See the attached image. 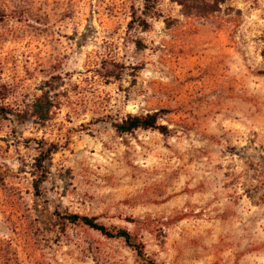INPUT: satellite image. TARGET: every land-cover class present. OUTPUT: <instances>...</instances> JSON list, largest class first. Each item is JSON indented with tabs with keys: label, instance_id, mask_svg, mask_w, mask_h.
<instances>
[{
	"label": "rangeland",
	"instance_id": "1",
	"mask_svg": "<svg viewBox=\"0 0 264 264\" xmlns=\"http://www.w3.org/2000/svg\"><path fill=\"white\" fill-rule=\"evenodd\" d=\"M0 91V264H264V0H0Z\"/></svg>",
	"mask_w": 264,
	"mask_h": 264
},
{
	"label": "trees",
	"instance_id": "2",
	"mask_svg": "<svg viewBox=\"0 0 264 264\" xmlns=\"http://www.w3.org/2000/svg\"><path fill=\"white\" fill-rule=\"evenodd\" d=\"M223 1V0H219ZM209 10L208 12H211ZM143 26H147V21H142ZM1 96V91H0ZM55 106V101L53 97L50 95V89L45 90L42 95L36 98V100L32 104V113L38 116L41 120H46L50 116V112L52 108ZM27 112V111H26ZM13 113V109L9 106L0 104V115L1 116H9V114ZM17 116L25 115V110L17 111ZM115 127L119 132L129 133L133 132L138 128H154L159 130L162 133H168L169 127L165 124H162L158 121V114L147 113V114H128L125 118H123L120 122L115 123ZM59 151V147L57 144L51 143L49 145L45 144V147L40 152V157L38 158L37 167L41 169L42 175L40 180L36 182L35 187L38 192L39 183L45 180L47 176L46 170V161L51 158V156ZM59 215H61L59 213ZM61 218L69 219L73 222H81L86 225H89L95 229L100 230L102 233L107 236H117L123 238L138 254L139 257L144 259L147 264H158L154 259L149 258L145 252L144 244L141 241H138L132 233L126 228H117L115 231H111L106 225L98 222L95 217H90L87 215H81L79 213H67L61 215Z\"/></svg>",
	"mask_w": 264,
	"mask_h": 264
}]
</instances>
